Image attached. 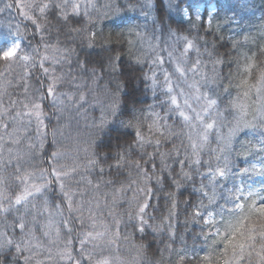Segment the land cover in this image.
<instances>
[{"label": "clouds", "instance_id": "obj_1", "mask_svg": "<svg viewBox=\"0 0 264 264\" xmlns=\"http://www.w3.org/2000/svg\"><path fill=\"white\" fill-rule=\"evenodd\" d=\"M0 264H264V0H0Z\"/></svg>", "mask_w": 264, "mask_h": 264}]
</instances>
